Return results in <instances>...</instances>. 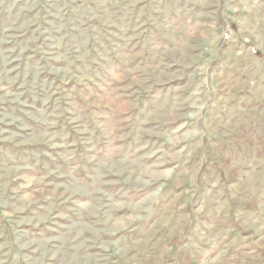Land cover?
<instances>
[{"label": "rangeland", "instance_id": "374dc122", "mask_svg": "<svg viewBox=\"0 0 264 264\" xmlns=\"http://www.w3.org/2000/svg\"><path fill=\"white\" fill-rule=\"evenodd\" d=\"M263 187L264 0H0V264H264Z\"/></svg>", "mask_w": 264, "mask_h": 264}, {"label": "crops", "instance_id": "0c3cea01", "mask_svg": "<svg viewBox=\"0 0 264 264\" xmlns=\"http://www.w3.org/2000/svg\"><path fill=\"white\" fill-rule=\"evenodd\" d=\"M241 182L243 183V180H240V178L235 180V183H237V184L241 183ZM262 191H263V189H262ZM233 192L236 195L235 201H236L237 209L239 211L245 212V214H243L244 217L242 216L245 219V221H248L249 219L253 218V219H256L258 222H263V217H261V218H259L260 216L258 217V214L262 215L261 206H258L257 208L256 207H250L248 205H245L244 202H239V200L242 201V199H245L246 195H249L250 192L249 191L237 192L235 190H233ZM253 209H255L257 214H251V217L247 216V215H249L248 213H253V211H252ZM241 235H243V233L236 235L234 238L232 237L233 240L235 239V242H237V244H234V242H233V244L231 246H229V248H227V249L224 246H220L219 248H217V252L215 253V255H217V256L222 255L223 252L225 253V255L234 256V257H231L228 259L229 263H224V264H254V262L251 260V257H250V255L252 253L251 248H249V247L239 248L238 242H240V241H238V240L241 239ZM246 236H248V234H246ZM257 252H259L258 254H260L261 253L260 249H258ZM261 261H262V259H261Z\"/></svg>", "mask_w": 264, "mask_h": 264}]
</instances>
